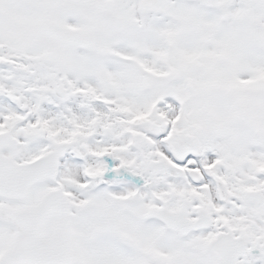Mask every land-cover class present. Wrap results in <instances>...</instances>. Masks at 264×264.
Returning <instances> with one entry per match:
<instances>
[{"label":"snow or ice","instance_id":"1","mask_svg":"<svg viewBox=\"0 0 264 264\" xmlns=\"http://www.w3.org/2000/svg\"><path fill=\"white\" fill-rule=\"evenodd\" d=\"M0 264H264V0H0Z\"/></svg>","mask_w":264,"mask_h":264}]
</instances>
